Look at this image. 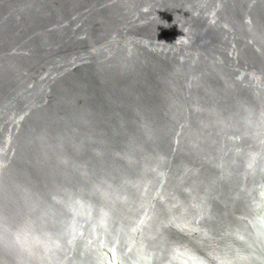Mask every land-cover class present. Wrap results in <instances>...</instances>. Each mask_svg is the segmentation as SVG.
I'll return each mask as SVG.
<instances>
[{
	"label": "water",
	"instance_id": "95a60500",
	"mask_svg": "<svg viewBox=\"0 0 264 264\" xmlns=\"http://www.w3.org/2000/svg\"><path fill=\"white\" fill-rule=\"evenodd\" d=\"M0 264H264V0H0Z\"/></svg>",
	"mask_w": 264,
	"mask_h": 264
}]
</instances>
